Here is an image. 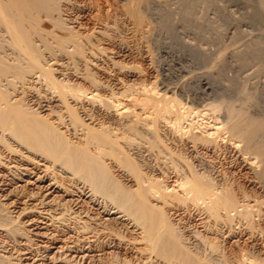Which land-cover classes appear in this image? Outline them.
<instances>
[{
  "label": "rangeland",
  "instance_id": "rangeland-1",
  "mask_svg": "<svg viewBox=\"0 0 264 264\" xmlns=\"http://www.w3.org/2000/svg\"><path fill=\"white\" fill-rule=\"evenodd\" d=\"M56 1L59 2L60 8L56 2L58 10L56 8L57 11L54 12L62 18L57 19L56 14L54 16L57 22L62 20L60 24L66 26L64 30L70 29L71 32H78L77 35L83 34L84 37L86 34L90 35L95 43H102H98L101 46L99 50L87 52L86 60L83 59L84 56L77 59L81 62L76 63L77 67L74 66L80 68V71L73 65L69 66L67 59L60 62L62 66L66 63L63 67L58 66L59 62L56 60L50 61L48 66L56 70L58 81L71 85L79 84V87L90 89V92L96 89L95 95L99 88L104 91L102 94L107 99L112 98L113 92L127 93L126 96L130 97L123 99V103L129 107L133 105L134 98L140 97L143 85L151 86L157 83L159 89L164 87L169 90V96L176 98V101L178 99L183 108H188L189 111L193 109L194 112H189L188 119L184 121L183 126L187 127L185 131L203 138H215L216 136L209 134L224 127L222 125H227L243 132L238 134L241 135V141L240 138H234V142L227 144V139H218L207 148H195L191 143L185 148L189 151L193 168L196 167L195 170L201 176L214 178L219 192L229 186L237 194L239 212H232L231 220L227 219L225 212L221 214V219L216 220L206 212L205 205L200 203V206L194 207L188 202L178 206L176 204L173 208L176 210L171 211V217L188 239L189 247L195 251L199 249L202 258L205 254H210L208 260L215 259L221 261L220 263L227 260V264H237L244 256L264 261V162L261 163L264 160L259 162L264 154V0ZM53 7L55 9V5ZM134 10L136 12H133ZM137 15L141 16L139 21ZM54 16L52 20L48 19L50 25L55 19ZM50 25L47 23L48 29L54 27ZM67 29L65 36L71 33L69 30V33H66ZM60 31L61 34L58 31L52 32L61 37L64 32ZM119 48L124 50L119 52ZM51 64H54L53 67ZM86 68L96 77L95 82L97 85L100 83V87L91 86L87 80L90 74ZM125 76H129L126 81ZM5 84L6 82L3 85ZM22 86L19 84L16 90L13 89L17 94L11 87L8 90L13 94V98H16L15 101L24 98L22 96L26 90V93L30 94L29 100L42 103V113L46 116L56 113L52 120L56 121L62 132L66 131L65 126L57 120L59 115L64 114L65 118L67 117L62 100L53 94V91L52 94L48 91L45 82L33 78L26 89ZM79 102L77 107L82 108L84 117L92 107L107 113L99 103L83 99ZM75 105L76 103L73 104ZM215 108H218L220 113H216L218 110ZM115 111L112 116L121 120V116ZM236 115L240 116L238 119L241 123L238 119L237 123ZM211 116L219 119L214 117L217 125ZM67 121L69 120L66 119ZM235 124L241 125L239 127ZM163 126L162 135L171 137L169 147L179 152L180 148L182 149V142H178L180 136L174 134L171 126L165 123ZM251 128L255 130L252 129L256 135H251ZM248 131L250 139L245 136ZM244 137L249 143L253 139L250 147L248 142L247 147L244 145ZM257 151L262 156L257 154ZM23 153L24 160L21 156L18 157V154L10 155L3 145L1 154L7 161L4 159L0 165V209L7 207L4 208L7 211L3 209V214L12 218L18 219V216L23 214L17 221V225L22 226L21 231L27 233V239H20L17 243L19 248L27 249L20 256L23 264H177L166 262L157 256L156 258L155 255L151 256L141 239L143 231L134 222L127 217L122 218L120 214L107 216L98 206L99 203L93 204L90 201V194L79 193L69 183H65L69 191L66 187V191L63 187L60 188L54 180L51 181L50 177L56 176L52 172L47 173L43 162L40 163L42 165L37 164L38 161L29 162L25 159V151ZM252 153L257 154V157ZM150 156L146 154L148 160L153 161V165L156 164V154ZM163 160L169 161L160 159L157 163L165 166ZM205 166L209 171L205 170ZM14 173L21 178L14 177ZM170 173H173V170H170ZM58 179L63 180L60 174ZM178 179L174 173L170 174L166 182L168 181L171 189H175L179 185ZM114 218H120L119 223L115 224ZM110 220L114 224L111 225ZM109 225L111 228L114 226L112 230ZM84 226L90 227L89 230ZM103 226L110 228V231ZM121 236L122 238H119ZM4 242L8 244V252L13 253V247L17 244L7 241L6 234L0 231V247L6 246ZM212 247L217 249L213 250ZM0 251L2 255L5 249L0 248Z\"/></svg>",
  "mask_w": 264,
  "mask_h": 264
},
{
  "label": "bare ground",
  "instance_id": "bare-ground-1",
  "mask_svg": "<svg viewBox=\"0 0 264 264\" xmlns=\"http://www.w3.org/2000/svg\"><path fill=\"white\" fill-rule=\"evenodd\" d=\"M56 2V0H0V165L6 160V157H2L1 154V147L3 145L6 151L13 156L18 154V157L21 156L22 158L24 157L23 152L25 151L27 156L25 157L26 160H31L32 162L38 161L37 164L39 165H42L40 163L43 162L45 165L44 169L47 170V173L50 174V172H52L55 174V178L54 176L50 177L51 181L54 180V183L60 185V188H68L65 186V183H69L71 187L78 190L79 193L81 192L83 195L90 194V201L93 202V204L99 203L98 206L107 216L120 214L123 216L122 218L127 217L134 222L136 226L138 225L143 231L141 239L145 243L147 248L146 251H149L151 256L155 255L154 257L157 256L166 262L177 264H227V260L222 261V263H220L221 261H215V259L214 261L208 260L207 257H210V254V256L203 254L205 257L202 258V253H200L199 249L195 251L194 248L189 247L188 239L184 236L183 231H180L178 225L172 220L171 211L176 210L173 209L176 204V206H178V204L181 205V203L186 204L190 202L194 207L195 205L200 206V203L201 205H205L206 212L216 220L221 219V214L224 212L228 220H231L230 215L232 212H239L240 203L237 194L234 193L229 186L219 192L214 178L212 179L211 176L210 178L209 176H201L195 170L196 167L193 168L194 164L191 165L193 162L190 163L189 151L188 149L185 150V148L188 146V143L193 144L195 148L199 146L207 148L218 139L223 141L227 139L226 143L228 144L229 142H234V138L238 140L241 136H238V134L243 132L236 131L239 130V128L237 129L235 127L236 129L234 128V130L233 128L227 127V125H222L224 127L218 129L213 134H209L213 137L216 136L215 138H203L201 136L200 138L190 131H185L187 127L185 128V126H183L185 125L184 121L188 119L189 112H192L193 109L189 111L188 108H183V104L181 105L178 99L176 101V98L169 96V90L164 87L159 89L160 86H156L157 83L151 86L143 85L140 97L134 98L133 105L129 107L123 103V99L130 97L128 95L126 96L127 93L118 94L113 92L112 98L107 99L104 98L105 96L102 94L104 91L101 89L99 90V88H97L98 93L95 95L94 92L96 89L94 92H90V89L79 87V84L71 85V83L66 84L58 81L56 70L48 66L50 61L56 60L60 64L61 61L67 59L69 66L76 65L77 67V59H81L83 56L84 59L87 52L90 50H99V44L102 43H99L97 39L96 41L99 44L95 43L94 39L90 38V35L86 34L84 37L82 36L83 34L81 35L80 33L81 36H79L77 35L78 32H71V30L67 28L66 33H69L68 30L71 33L65 36L66 29L64 30V28L66 26L60 24L62 20L57 22V19H61L62 16L60 15V18L54 12L59 3L57 2L56 5ZM54 5L55 9H53ZM58 7L60 8L59 5ZM135 10L133 12H136ZM55 14L58 17L57 19L54 16ZM52 16H54L56 22L54 19L53 22L51 21L50 25L49 20H52ZM78 16L80 17V15ZM137 17L139 21L141 16L137 15ZM138 21L137 23L139 25L140 23ZM46 22L48 25L54 26L51 27V29L53 28L52 30L48 29ZM60 30L64 32L62 33L63 36L60 37L57 33L54 34L57 31L61 34ZM52 31H54V33ZM49 40L54 42L51 43ZM98 40L102 41L100 39ZM103 44H105V42ZM119 49V52L124 50L122 48ZM50 58L51 60H49ZM84 60H86V58ZM59 64L58 66L63 67L66 63H62L64 64L63 66ZM76 67L75 69H77ZM79 69L80 68L77 70ZM88 71L87 73L90 75H88L89 79L87 80L92 84V87H96V77ZM126 77L129 76H125L124 81L127 80ZM33 78L45 82L46 88L49 89L48 91H53V94L57 95V97L62 100V104L64 105L63 108L66 110L65 115H67V117L65 118L64 114L63 116L59 115L57 120L61 122V125L65 126L67 129L66 131L62 132L61 129H59V125L56 124V121L52 120L56 117V113H51L49 116L42 113V103L40 104V102L37 103L38 101L33 102V100H29L30 94L26 93V90V94L23 92L24 96L22 97L24 98H21L20 101L19 99L15 101L16 98H13V94L8 92L10 87L12 88L11 90H16L19 84L23 85L22 87L26 89L25 87ZM5 82L6 84L3 85ZM99 85L97 86L100 87ZM33 90L35 91V89ZM16 92L17 91L14 93ZM45 94L48 93L46 92ZM88 96H91V98L89 99ZM44 98L48 99L47 97ZM82 99L101 104L107 113H102L101 109H94L92 107L84 117L85 113L82 114V108L77 107V104L80 103L79 101ZM27 101L28 103H26ZM74 103H76L75 106H73ZM189 106L191 107V105ZM114 110H116L115 112L118 116H121V120H116L115 117L112 116ZM186 110H188V112ZM215 110H218V108H215ZM215 112L220 113V110ZM215 112L213 115L216 114ZM91 113L92 115H89ZM212 116L210 117L211 119L215 117ZM241 116H243V114ZM87 117L89 119H86ZM239 117L236 118L237 123ZM215 118L213 122H216L215 125H217L218 123ZM66 119L69 121L66 122ZM164 123L171 126V129L174 130V134L181 137V139L179 137L178 141L182 142L181 151L179 150V152H176L177 150L174 151L172 147H169L168 142L171 137L169 138L167 134L164 136L162 135L161 128ZM235 125L240 127L241 124ZM242 125L244 126L243 123ZM252 129L253 128H251V130ZM252 132H250L251 135H256V133L254 134V132ZM245 133V136L250 139L251 136H249V131ZM225 135L229 137H225ZM74 136H76V138ZM236 136L238 137L236 138ZM246 137H244V145L246 144L245 146L247 147L253 142V139L249 143ZM239 141H241V138ZM244 145L243 148H245ZM250 146L251 145H249V147ZM257 147L260 150V147ZM248 150L251 151V149ZM146 154L151 155L150 157L156 154V164L153 165V161H149ZM252 154L254 156L257 154L260 155L259 152L257 154ZM262 155L264 156V154ZM262 157H260L261 159H259V162L264 160V157ZM160 159L169 161H167V163L163 160V162L165 161V166H162L157 163ZM161 162L162 161H160V163ZM263 162L264 161L261 163ZM13 168L15 169L17 167H12V169ZM170 170H173V173H170ZM205 170H207V168ZM207 171H209V169ZM174 173H176L179 178V183L177 182L179 185L177 188L171 189L166 179H169L170 174L172 175ZM59 174L63 180H60L61 178L58 179ZM208 175L210 174L208 173ZM14 177H18V179L21 178L17 173H14ZM159 177H161L162 180ZM51 185L53 184L51 183ZM177 189L179 191H177ZM4 208L7 207H2V210L0 209V231H3L4 235L6 234L7 241H12L14 244H17L19 242L18 240L27 239V233H23V231H21L22 226L20 227L17 225V223H19L17 221H19L23 214L21 216L19 215L18 219L15 217L14 219L9 215L3 214ZM249 217L250 216H248V218ZM119 219L120 218H114V223H119ZM112 222L111 225L114 224ZM108 224L106 226H108ZM106 226H103V228L110 231L111 226L109 225L110 228H106ZM84 228L88 229L90 227L84 226ZM119 233H121V231ZM119 238H122V236ZM4 244H6V242H4ZM7 245L8 244H6V246L4 245V247H0L5 249L3 254H0V264H23L22 257L20 256H22L24 250L27 249L19 248L17 244V246H12L13 253L15 252L13 254L12 251H10V253L8 252ZM213 245L216 246L215 244ZM216 247L214 248L217 249ZM214 248L212 247L213 250H215ZM251 257L244 256V258H242L243 260H239L240 262L238 263L264 264V261H258L254 256V258Z\"/></svg>",
  "mask_w": 264,
  "mask_h": 264
}]
</instances>
